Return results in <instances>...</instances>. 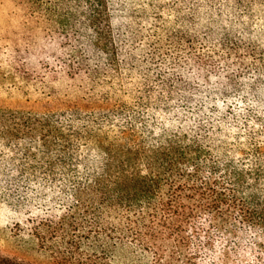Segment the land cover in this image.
Returning <instances> with one entry per match:
<instances>
[{
	"label": "trees",
	"instance_id": "trees-1",
	"mask_svg": "<svg viewBox=\"0 0 264 264\" xmlns=\"http://www.w3.org/2000/svg\"><path fill=\"white\" fill-rule=\"evenodd\" d=\"M17 2L29 78L55 103L13 136L40 125L58 159L13 155L0 188L24 198L16 174L57 166L88 181L73 206L27 220L53 264H113L124 242L152 264H264V0ZM151 110L168 119L158 137Z\"/></svg>",
	"mask_w": 264,
	"mask_h": 264
},
{
	"label": "rangeland",
	"instance_id": "rangeland-1",
	"mask_svg": "<svg viewBox=\"0 0 264 264\" xmlns=\"http://www.w3.org/2000/svg\"><path fill=\"white\" fill-rule=\"evenodd\" d=\"M29 39L27 23L17 0H0V162L9 160L13 155L19 159L26 149H32L37 156L36 165L45 167L46 161L57 160L58 154L53 145L49 150L51 156L46 157L48 152L42 147L40 125L36 126L33 135L13 136L18 129L20 133L27 134L26 128L30 121L39 124L35 117L42 118V114L53 109L49 102L55 103L49 92L29 78ZM149 113L145 121L157 126L158 137L162 133V125H168L167 116H154L153 110ZM50 140L54 142L52 135ZM73 143L83 158L92 160L98 155L95 144L89 139H74ZM67 168L57 166L55 174L50 176L44 170L34 176L31 173L23 176L16 174L26 192L24 198H10L0 188L1 256L25 264H53L51 253L42 249L31 237L28 231L30 227L26 223L39 214L48 211L61 213L75 204L74 191L79 185H87V174L83 166L74 170ZM18 224L22 226L19 228ZM113 264H152V259L138 245L124 242L116 247Z\"/></svg>",
	"mask_w": 264,
	"mask_h": 264
}]
</instances>
